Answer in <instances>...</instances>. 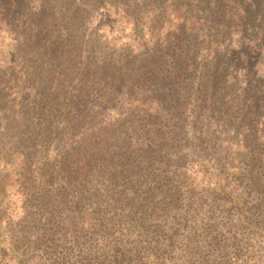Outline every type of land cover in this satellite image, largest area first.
I'll return each instance as SVG.
<instances>
[{
	"label": "rangeland",
	"instance_id": "rangeland-1",
	"mask_svg": "<svg viewBox=\"0 0 264 264\" xmlns=\"http://www.w3.org/2000/svg\"><path fill=\"white\" fill-rule=\"evenodd\" d=\"M0 264H264V0H0Z\"/></svg>",
	"mask_w": 264,
	"mask_h": 264
}]
</instances>
